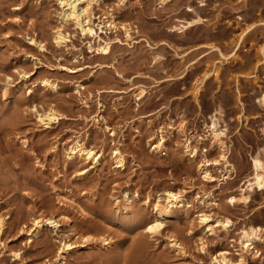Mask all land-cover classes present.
I'll return each mask as SVG.
<instances>
[{"label": "rangeland", "instance_id": "374dc122", "mask_svg": "<svg viewBox=\"0 0 264 264\" xmlns=\"http://www.w3.org/2000/svg\"><path fill=\"white\" fill-rule=\"evenodd\" d=\"M95 1L93 21L111 42L108 54L98 50V38L62 19L58 0H0V216L6 218L0 264H60L63 243L84 238L86 246L72 250L67 264H211V254L238 245L245 225L264 228V191L251 192L248 204L229 203L253 175V159H264V0ZM99 18L118 28L98 27ZM247 25L253 27L241 39ZM61 27L70 38L59 47L54 33ZM49 107L61 114L51 127L39 120ZM212 116L226 133L224 149L211 138L198 142ZM171 123L192 132L198 158L190 160L182 132L173 129L167 150H154L159 131ZM77 142L103 155L85 174L92 163L68 156ZM115 149L125 155L126 169L116 167ZM224 153L233 178L223 180L224 166L213 165L216 181H206L201 162ZM170 189L184 191L188 207L149 236L143 223L154 219L156 200ZM210 194L216 204L198 200ZM128 204L133 210L121 212ZM203 211L235 224L210 236L199 224ZM39 217L55 218L60 227L44 226L30 242ZM201 238L209 253L200 251ZM256 251L247 264H264V244Z\"/></svg>", "mask_w": 264, "mask_h": 264}, {"label": "bare ground", "instance_id": "6f19581e", "mask_svg": "<svg viewBox=\"0 0 264 264\" xmlns=\"http://www.w3.org/2000/svg\"><path fill=\"white\" fill-rule=\"evenodd\" d=\"M59 4L62 8V19L66 23H73L77 29H80L82 34L88 35L93 37L95 40H98V50L102 51L105 54H108L111 51V42L108 40H104L102 36L99 34L98 30L95 28L96 23L93 21L94 13L93 7L98 3L95 0H58ZM122 1V0H120ZM167 0H162V2H166ZM169 1V0H168ZM100 23L97 25L98 27L100 24H106V28H118L113 20L109 21V23H105V21L101 18ZM114 19V18H113ZM199 22L190 21L187 22L182 28L188 29L189 27ZM105 27H101V31H104ZM253 25H247L241 35V39L249 33ZM125 33L128 37L131 36V28L128 26H124ZM70 35L69 33L65 32L64 28L61 27L54 33L55 43L59 46H67L69 42ZM33 43H37L35 39L32 40ZM220 67L213 71L214 76L218 77L220 74ZM211 73L206 74L205 77L210 76ZM256 80L259 79L258 75H253ZM45 86H50L53 89H56L57 85L51 82L48 79L43 80ZM200 87L196 88V92H200ZM146 94V90L142 89L139 93L140 98H143ZM260 102L264 104V87L261 91V98ZM98 119L96 121H100L101 116L98 115ZM40 123L46 125L47 127H51L54 122H57L61 118V114L54 108L49 107L45 109L42 113L39 114ZM178 130L182 132L183 136V150L184 153H189L190 160L198 158L199 156V149L192 145V139L194 136L191 135L192 132L189 133L188 129L186 131V127H176L174 123L169 124V128L165 129L164 127L161 128L158 134V138L155 142L154 150L157 152L164 153L167 150V134H169L170 130ZM207 134L198 135L197 139L198 142L206 141L209 138L213 140L219 147L225 148L226 142L224 141V136L226 135L225 131L220 129V125L218 122V118L212 116V122L206 126ZM68 156L70 158L79 159L81 162L87 161L92 163L89 166V170L85 169L83 174L90 171V167L97 168L101 164V160L103 155L101 153L96 152L93 148L85 145V143L77 142L69 147ZM112 159L116 164L117 168L126 169L127 167V159L125 155L122 153L120 149H115L112 152ZM254 162V173L252 176L247 178L243 184L241 185V192L240 196L232 195L229 197V203L231 205H236L237 203H244L248 204L251 201V192L255 189H259L260 191H264V159L257 156L253 159ZM216 165H223L224 170L226 171L223 180H229L232 177V173L234 171L233 165L227 158V155L224 153L221 155L220 160L211 161L207 157L201 162L199 166V173L201 176L208 182L216 181V177L212 174L210 169L211 166ZM198 200L205 204L206 202H215L217 203L215 198H213V194L205 195V196H198ZM128 202L130 200L128 199ZM128 204L127 206L121 209V212L129 214L133 207L132 205ZM189 204V200L187 199L185 192L181 190H166L155 202L154 210L156 216L154 219L149 221L145 220L143 223L144 226V233L155 237L162 233L166 226V219L177 217L181 214ZM199 224L207 228V233H210V236H214L219 238L220 233L222 231H229V228L234 226L235 222H233L229 217L225 216H214L208 212H201L198 215ZM144 222V221H143ZM61 222L55 218H35L34 219V229L32 230L29 241L33 242L35 238H37L41 231L44 229V226H51L54 229H58L60 227ZM6 227V218L0 216V235L4 232ZM240 238L238 241V247L233 244L230 246V249H224L217 253L211 254V264H247L248 262V255L259 253L257 250V245L264 244V228L260 226H253V225H245L239 232ZM88 242L87 238H84L80 244L70 243L65 241L63 246L61 247V251L59 254V263L60 264H67L69 254L72 250L78 247L86 246ZM105 246H113L114 242L109 241L108 239L104 238L102 240ZM171 247L181 255L185 254L184 246L176 239L171 238L170 240ZM233 249L236 252V257L231 256L232 252L230 251ZM200 251L203 253H209V244L208 240L206 241L205 238H201L200 243ZM254 251V252H253ZM256 255V254H255ZM14 257L19 260L22 259L21 252H15Z\"/></svg>", "mask_w": 264, "mask_h": 264}]
</instances>
